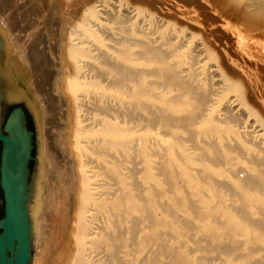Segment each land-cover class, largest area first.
<instances>
[{
    "label": "bare ground",
    "instance_id": "6f19581e",
    "mask_svg": "<svg viewBox=\"0 0 264 264\" xmlns=\"http://www.w3.org/2000/svg\"><path fill=\"white\" fill-rule=\"evenodd\" d=\"M76 15L59 71L69 149L62 170L41 143L36 224L61 212L68 264H264V119L242 95L219 102L236 87L183 28L125 0ZM30 67L38 90L52 73Z\"/></svg>",
    "mask_w": 264,
    "mask_h": 264
},
{
    "label": "rangeland",
    "instance_id": "374dc122",
    "mask_svg": "<svg viewBox=\"0 0 264 264\" xmlns=\"http://www.w3.org/2000/svg\"><path fill=\"white\" fill-rule=\"evenodd\" d=\"M95 1L0 0V31L4 39L11 37L12 49L17 45L28 64L29 70L19 79V88L31 94L35 105L39 160L42 161L41 143L45 141L62 170L73 123L68 95L59 78L66 56L63 35L68 19L73 15L78 18L77 10ZM125 1L183 28L204 43L213 55V64L225 75L226 84L236 87V91L219 93V102L242 95L245 104L264 119V0ZM38 64L52 75L35 90L32 83L37 81L31 78L39 79L40 72L33 74L30 66ZM203 91L200 88L202 95ZM185 133L181 136L185 137ZM235 174L243 178L245 171L236 170ZM60 215L59 210L50 211L41 224L37 222L33 264H68V236Z\"/></svg>",
    "mask_w": 264,
    "mask_h": 264
},
{
    "label": "water",
    "instance_id": "95a60500",
    "mask_svg": "<svg viewBox=\"0 0 264 264\" xmlns=\"http://www.w3.org/2000/svg\"><path fill=\"white\" fill-rule=\"evenodd\" d=\"M11 40L0 31V264H33L40 169L35 105L5 71Z\"/></svg>",
    "mask_w": 264,
    "mask_h": 264
},
{
    "label": "trees",
    "instance_id": "16d2710c",
    "mask_svg": "<svg viewBox=\"0 0 264 264\" xmlns=\"http://www.w3.org/2000/svg\"><path fill=\"white\" fill-rule=\"evenodd\" d=\"M3 211L0 212V217L2 216Z\"/></svg>",
    "mask_w": 264,
    "mask_h": 264
}]
</instances>
